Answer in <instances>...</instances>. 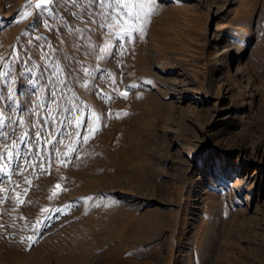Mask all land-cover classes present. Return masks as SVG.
Listing matches in <instances>:
<instances>
[{"label": "rangeland", "instance_id": "obj_1", "mask_svg": "<svg viewBox=\"0 0 264 264\" xmlns=\"http://www.w3.org/2000/svg\"><path fill=\"white\" fill-rule=\"evenodd\" d=\"M0 264H264V0H0Z\"/></svg>", "mask_w": 264, "mask_h": 264}, {"label": "bare ground", "instance_id": "obj_2", "mask_svg": "<svg viewBox=\"0 0 264 264\" xmlns=\"http://www.w3.org/2000/svg\"><path fill=\"white\" fill-rule=\"evenodd\" d=\"M221 9V8H219ZM218 10V9H217ZM229 29V28H228ZM222 37L224 38V45L223 47V52L227 55H229L230 57L232 56L233 54V51H232V46H236V47H240L241 48V45H245L246 43V40L248 38V31L244 28H235L234 29H231V30H227V29H223L222 31ZM230 33L234 35L233 39L230 37ZM232 35V36H233ZM219 38V37H218ZM244 48V47H242ZM3 49H4V46H3ZM6 49V48H5ZM240 52V51H239ZM240 56V55H239ZM218 74V73H216ZM222 75V74H221ZM163 76V75H162ZM186 76V75H184ZM220 76V75H219ZM164 77V76H163ZM162 78V77H161ZM163 80V79H162ZM167 80V79H166ZM185 81V80H184ZM165 82V81H164ZM163 83V82H162ZM165 84V83H164ZM166 85V84H165ZM188 85V84H187ZM171 88V87H169ZM174 90V89H173ZM187 90V89H186ZM175 92V91H174ZM173 93V91H172ZM243 180V179H242ZM244 182V181H243ZM241 183V182H240ZM239 183V184H240Z\"/></svg>", "mask_w": 264, "mask_h": 264}, {"label": "snow or ice", "instance_id": "obj_3", "mask_svg": "<svg viewBox=\"0 0 264 264\" xmlns=\"http://www.w3.org/2000/svg\"><path fill=\"white\" fill-rule=\"evenodd\" d=\"M100 3H104V0H99ZM114 2L116 3L117 6H119L121 4V0H114ZM49 3H56V0H42V4L44 5V10H47V6ZM41 4H37V8H40ZM45 24V26H47L46 22H43ZM101 94H103L101 92ZM60 186L57 185V188H59Z\"/></svg>", "mask_w": 264, "mask_h": 264}]
</instances>
